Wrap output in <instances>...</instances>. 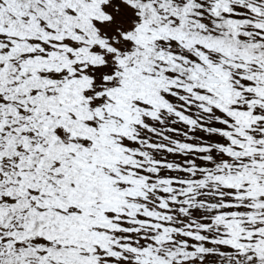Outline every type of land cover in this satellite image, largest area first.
Instances as JSON below:
<instances>
[{
	"label": "snow or ice",
	"instance_id": "1",
	"mask_svg": "<svg viewBox=\"0 0 264 264\" xmlns=\"http://www.w3.org/2000/svg\"><path fill=\"white\" fill-rule=\"evenodd\" d=\"M0 264H264V0H0Z\"/></svg>",
	"mask_w": 264,
	"mask_h": 264
}]
</instances>
